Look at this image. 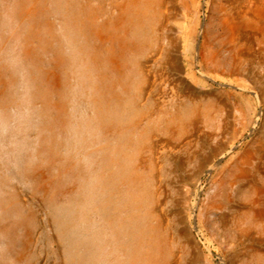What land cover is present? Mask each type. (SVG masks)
Segmentation results:
<instances>
[{
	"label": "bare ground",
	"instance_id": "1",
	"mask_svg": "<svg viewBox=\"0 0 264 264\" xmlns=\"http://www.w3.org/2000/svg\"><path fill=\"white\" fill-rule=\"evenodd\" d=\"M215 256L264 264V0H0V264Z\"/></svg>",
	"mask_w": 264,
	"mask_h": 264
},
{
	"label": "rangeland",
	"instance_id": "2",
	"mask_svg": "<svg viewBox=\"0 0 264 264\" xmlns=\"http://www.w3.org/2000/svg\"><path fill=\"white\" fill-rule=\"evenodd\" d=\"M205 184H206V182H204V184H203V192L204 193L203 192L202 193H203V196H205L207 198V197H209L210 195H212L217 190V187L214 184H210V183H208L206 185ZM200 189L202 190V188H200ZM220 213H221L220 211H216L215 213H213L211 215V217H210V220H212L213 217L216 218V220H218ZM208 215L209 214H203L202 215V218L205 220ZM242 223H243V225H241L240 227L241 228H244L246 226L244 224H246V223H244V221ZM204 224H205V226L207 228V226H208L209 223L206 221ZM221 241H222V243H220V244H221V247L222 248H228V249L231 248L232 249V252H234V251L237 252L238 251V247H236V245H235V243L233 241H226V240H221ZM223 242H225V243H223ZM214 259L215 260H214V263L213 264H220L221 261L219 259V256H215Z\"/></svg>",
	"mask_w": 264,
	"mask_h": 264
}]
</instances>
